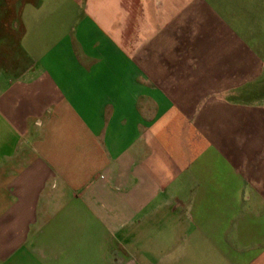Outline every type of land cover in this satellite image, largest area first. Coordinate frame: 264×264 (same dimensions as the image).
Masks as SVG:
<instances>
[{
  "label": "crops",
  "instance_id": "0c3cea01",
  "mask_svg": "<svg viewBox=\"0 0 264 264\" xmlns=\"http://www.w3.org/2000/svg\"><path fill=\"white\" fill-rule=\"evenodd\" d=\"M259 97L264 0H0V264H264Z\"/></svg>",
  "mask_w": 264,
  "mask_h": 264
},
{
  "label": "rangeland",
  "instance_id": "374dc122",
  "mask_svg": "<svg viewBox=\"0 0 264 264\" xmlns=\"http://www.w3.org/2000/svg\"><path fill=\"white\" fill-rule=\"evenodd\" d=\"M130 4L125 3V7L131 6L132 9H134L136 7V3H133L132 5H130ZM135 20H136L135 18L125 19V25H127V26L135 25L136 24ZM150 21H152V18H150ZM130 37H131V35H130ZM134 37H136V35H134ZM257 100H258V104L262 105V102L264 101V97H259Z\"/></svg>",
  "mask_w": 264,
  "mask_h": 264
}]
</instances>
